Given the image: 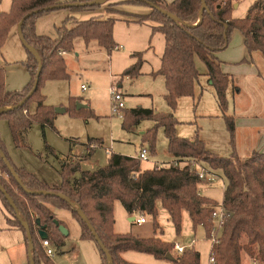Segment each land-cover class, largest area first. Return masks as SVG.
Returning a JSON list of instances; mask_svg holds the SVG:
<instances>
[{
	"label": "trees",
	"instance_id": "16d2710c",
	"mask_svg": "<svg viewBox=\"0 0 264 264\" xmlns=\"http://www.w3.org/2000/svg\"><path fill=\"white\" fill-rule=\"evenodd\" d=\"M77 1L93 4L68 9L95 10L105 6L106 13L112 16L86 20L69 16L57 27L55 37L37 32L38 19L53 11L51 7ZM239 1L205 0L207 7L202 12L201 0H12L10 11L0 13V50L10 31L18 27L21 21V31L28 45L25 63L31 79L23 88H7L6 70L0 63V109L8 108L0 114V119L8 120L17 146L24 145L23 136L34 123L41 124L44 131L47 128L56 130V107L46 103V96L40 88L47 80H64L69 77L64 53L73 51L76 38L81 37L86 42L96 40L101 47L111 52L117 47L114 40L115 16L129 15L123 8L127 5L149 7V13L136 15L137 21L155 22L156 25L152 26L153 34L160 32L165 38L161 66L153 74L165 78L167 91L164 97L170 111L158 112L141 106L125 107L122 111V126L125 130H131L143 120L153 121V126L142 135L143 141L150 145V154L155 153L157 134L163 128L168 139V149L179 160L176 165L147 169L137 157L111 153L108 163L94 170H84L80 163L64 162L60 171L62 180L60 184L54 185L44 182L26 168L16 166L7 155L0 136L1 148L25 187L31 191H25L0 157L1 171L6 172L25 194V199L18 197L7 180L0 176V183L15 207L0 190L2 206L7 213L8 225L23 230L28 247L30 242L23 221L29 223L35 264H57L44 252L42 238L38 233L40 228L47 232L48 238L59 248L64 246L69 237L59 229V225L67 226L55 216L57 208L70 211L81 225L82 238L95 241L101 254L100 264H138L123 257V253L128 250L152 254L158 259H169L174 264H201V253L196 248L175 255L172 243L158 235L141 238L130 232L116 233L114 229V203L119 200L129 213L152 216L155 231L160 228L157 222L159 204L168 211L177 233L182 228L183 213L187 212L194 228L203 226L209 238L214 226L213 212L218 204L201 193L200 187L207 180L199 177L197 170L191 166L192 160L206 162L211 168L221 170L228 181L222 203L229 218L219 242L211 249L216 264H244L243 254L264 264V152H254L250 157L242 158L233 151L230 156L224 157L209 151L199 136L194 139L185 138L176 132L179 123L175 117L178 100L183 96L195 95V85L202 75L197 68L198 56L207 66L209 81L214 87L234 145L235 118L227 114V89L233 79L222 70L217 54L229 46L236 29L244 35L245 45L250 52L260 51L264 54V0H255L244 17H234L233 9ZM150 3L171 15L153 8ZM71 23L73 26H69ZM133 56L136 61L124 71V76H139L142 73L143 53H134ZM40 66L42 70L38 77ZM37 78L39 82L35 92L25 100ZM33 101L36 109L31 112ZM74 102L72 98L71 103ZM69 111L72 115L81 114L72 106ZM96 141L103 143L102 139ZM47 147L54 152L50 145L47 144ZM41 191H54L65 197L46 195ZM79 210L86 214L105 248L109 250L111 262L81 218Z\"/></svg>",
	"mask_w": 264,
	"mask_h": 264
},
{
	"label": "rangeland",
	"instance_id": "374dc122",
	"mask_svg": "<svg viewBox=\"0 0 264 264\" xmlns=\"http://www.w3.org/2000/svg\"><path fill=\"white\" fill-rule=\"evenodd\" d=\"M10 1L3 0L2 5L4 8H8ZM254 1L241 0L240 6L233 9V16L244 17ZM148 8L144 5L125 6L124 10L128 11L129 15L118 16L114 26V40L117 47L111 52L101 47L96 40L86 42L81 37L75 39L73 51L66 56L69 77L64 80H47L42 83L40 88L41 92L47 96L46 103L48 105L55 107L63 105L68 109L66 112L57 115L55 119L56 130L47 128L44 131L41 124L34 123L23 136L24 145L17 146L8 120L6 118L0 119V136L5 151L16 166L26 168L44 182L60 184L62 178L57 170L61 171L64 162L65 164L69 162L80 163L82 169L94 170L105 166L111 153L137 157L136 155H138L141 148L146 147L151 150L150 145L143 141L142 135L143 132L153 126L154 122L143 120L131 130H125L122 126L123 109L113 112L110 92L111 87L121 89L120 91L125 94L124 100L127 108L141 106L153 108L158 112L170 111L164 97L167 91L165 78L163 75L153 74L161 66L165 38L160 32L153 34L152 27L148 23L138 22L136 15L133 13ZM68 14H70V9L61 8L41 16L38 19V21H41L38 29L40 34L55 37L57 27L62 24ZM69 26H73V24L71 23ZM16 29L17 27H14L10 31L3 49L4 57L8 62L5 83L9 90L21 89L31 79L25 63L28 57L27 50L16 34ZM235 32L242 34L240 30H234L231 40ZM136 52L143 53L142 73L139 76H124V71L135 62L136 58L133 54ZM257 53L259 57H262V59L256 61L261 81L238 76L231 83L236 87L237 85L242 87L241 96L236 97L240 103H244V99L253 97V92H255L254 82L264 85V54L258 51ZM196 62L202 75L195 85V95L183 96L178 100L175 117L179 123L176 132L179 136L185 138L194 139L199 136L209 151L228 157L233 153L235 147L236 131L233 145L226 120L217 102L214 87L209 84L207 66L198 56ZM83 84L87 87L86 90L82 89ZM262 89H264L263 86ZM256 92H260L263 96L259 86L256 87ZM72 98L75 99L74 103H71ZM232 99L230 93L228 95L227 114L233 115L235 118L232 112ZM78 101L80 103L87 101V107L78 108ZM71 106L81 114L72 115L69 111ZM35 109L36 103L33 101L30 105V111L34 112ZM98 139H102L103 143L97 142ZM47 144L53 148L54 152L47 147ZM92 145L95 147H91ZM76 147L77 150L85 151L87 149L88 153L95 149V154L84 162V166L81 161L86 158L84 157L85 152L81 155L71 154V149ZM155 150L154 154L149 155L147 161H142L144 168L148 169L169 164L176 165L179 161L168 149V139L163 128L158 131ZM243 153L247 158L251 156L248 151H243ZM70 154L72 156L69 157ZM199 162L213 173L218 170L211 168L206 162ZM219 171L220 175L216 176L215 181L210 182L207 180L204 183L205 185L212 183V187L207 188L206 194L217 204L223 202L224 186L227 184L223 172ZM0 176L7 180L18 197L25 199V194L16 187L9 175L1 169ZM114 212L115 217L118 218L117 229L120 228L121 218L125 223H128L123 204L119 200L114 203ZM6 214L1 205L0 196V264H28L29 255L26 250L25 234L23 230L9 227ZM145 217L150 224L147 228L151 227L153 229L154 218L150 215H145ZM157 222L163 229V232L158 230V236L170 243L176 241L177 238H181L183 244L187 247H190L195 239L196 243L193 244L195 246L193 248L201 253V264L210 263L211 240L208 239L203 226L194 228L188 213L182 217L180 233H177L168 211L161 204L158 205ZM79 235H77V230H73L61 248L56 246L51 239L55 245L56 253L49 258L57 264H100L101 254L95 241L82 238L81 233ZM44 252L46 254L45 249ZM125 253H128L127 258L135 255L134 259H128L133 263L174 264L169 259H158L148 253L134 250H128ZM174 254L179 255L175 251ZM242 257L244 264H254V259L250 256L243 254ZM259 264L262 263L259 262Z\"/></svg>",
	"mask_w": 264,
	"mask_h": 264
},
{
	"label": "crops",
	"instance_id": "0c3cea01",
	"mask_svg": "<svg viewBox=\"0 0 264 264\" xmlns=\"http://www.w3.org/2000/svg\"><path fill=\"white\" fill-rule=\"evenodd\" d=\"M167 1H171V0H167ZM2 4H3V0L0 3V13L1 12H8V11H10L12 0L10 1L8 8H6V7L4 8V6ZM127 6H133V5H127ZM239 6H240V1L235 4L234 8H238ZM123 8H125V7H123ZM150 10L151 9L148 8L147 10H141L140 12H133V13H134V15L146 14V13H149ZM69 16H75V18L77 20H86V19H90L92 17H101V18L105 19V18H108L109 16H112V15L107 16L106 8H105V6H102V7L95 9V10H79V11H71L70 10V14H68L66 16V18ZM118 16H120V15H116L115 17H117V19H118ZM40 22L41 21H37V32L39 34H40V32L38 29L41 25ZM144 23H148L151 27L153 25H156V23L152 22V21H147ZM16 34L21 39L19 32H18V27L16 29ZM21 42L23 43L22 39H21ZM23 45H24V43H23ZM25 48H26V46H25ZM3 49H4V47L0 50V63L5 67V70L7 71V69H8L7 63L8 62H7L6 58L4 57ZM31 51H33V50H31ZM258 52H260V51H258ZM136 53H138V52H136ZM64 55H65V59H66V56L68 55V53H64ZM217 56H218L219 60L221 61L222 70L225 73L229 74L233 80H234V78H237L239 76V77L251 78V79L261 81L260 75H259V69H258V65H257L256 61H258V59H260V58L262 59V57H259V54L257 53V51L250 52L248 50L247 46L245 45V38H244L243 34H239V33L235 32L233 35V39L229 43V46L226 49L218 52ZM66 63H67V59H66ZM120 82H121V80L119 81V84H120ZM232 83H233V81H232ZM209 84L212 85L210 81H209ZM254 84H255V86H254L255 92H253V97H249V99H244V103H240L236 99L237 96L238 97L241 96V93H242V87L241 86L237 85V87H236L234 84H232V85L230 84V86L227 89V97L231 93L232 98H233L232 99L233 100L232 112L235 115V119H236L235 120L236 143H235V147H234L233 151H235L242 158H247V157H245L243 151H245V152L248 151L251 153V155L254 152H264V89H262V86L264 87V85H262V83L260 84L258 82H254ZM83 86H85V85L84 84L82 85V89H84ZM258 86L260 87V91H261V93H263V96H261L260 92H256V87H258ZM86 89H87V87H86ZM86 89H84V90H86ZM122 93L125 96L123 91H122ZM78 103H80V102L78 101ZM83 103H84V105H87V101L81 102V104H83ZM125 105H126V103H125ZM56 107H60L63 109V111L57 113V115L67 111V108H65L63 105H59ZM144 133L145 132H143V134ZM83 152H85L84 157H86V158L83 161H81L82 165L84 164V162H86L88 159H90V157L92 155L95 154V149L89 153H88L87 149L85 151L80 150V149L77 150V147L74 149L73 148L71 149L72 155H76V154L81 155V154H84ZM71 154L69 155V157L72 156ZM57 172L60 174V171L57 170ZM219 173H220V171L217 170V171H215L214 174L219 176L220 175ZM60 176H61V174H60ZM227 183H228V181H227ZM57 184H59V183H56L54 185H57ZM210 187H212V183H209L205 186H201L200 187L201 193L203 195L209 197V195H207L206 193L208 190L207 188H210ZM225 188H226V186H224V190H225ZM1 205H2V202H1ZM123 208H124V212L126 214L128 223H125L121 218L120 228L117 229L116 225L118 222V218L115 217L114 228H115L116 232H118V233L126 232L127 233V231H128V232L133 233L135 236L141 237V238H148V237H152V236L157 235L158 231H155V228H153V229L151 227L147 228V226L150 225L148 223L147 219H146V222L142 223V224H139L136 222V218L139 217L140 215H144V214H140L137 212L129 213L125 209L124 206H123ZM185 214H187V212L183 213V215H185ZM55 216L60 221H62L63 223L66 224V226L68 227V230H69V234H71L73 230H75V231L77 230V235H79L80 233L82 234V229H80L81 228L80 224L72 216L70 211L65 210V209H56L55 210ZM10 228L15 229V227H10ZM16 229H19V228H16ZM158 230L163 232V229L161 227ZM195 243H196V240H195ZM25 244H26V250H27L28 255H29V247L27 246V243H25ZM192 247H195V246L193 245ZM62 249H64V248H62ZM211 249H212V247H211ZM127 254L128 253H125V252L123 253V257L126 260H128L129 258L134 259L135 255L134 256L131 255L129 258H127ZM28 264H30V261Z\"/></svg>",
	"mask_w": 264,
	"mask_h": 264
},
{
	"label": "built area",
	"instance_id": "2783aa9c",
	"mask_svg": "<svg viewBox=\"0 0 264 264\" xmlns=\"http://www.w3.org/2000/svg\"><path fill=\"white\" fill-rule=\"evenodd\" d=\"M83 88L86 89V86H83ZM110 92L112 96L111 99H112L113 112H117L119 109H124L126 105H125L123 93L116 87H111ZM91 147H95V146L92 145ZM149 155H150L149 149L146 147H143L138 153L137 158H139L142 161H147L149 159ZM190 162H191V166L197 170V173L200 178H204L210 182L215 181V178L217 175L211 172L205 166H203L199 161L192 160ZM213 217H214V226L212 228L211 235L209 237V240H211V243H212V247L219 242L221 232L225 227L227 219L229 218V214L227 213V210L225 206L223 205V203H220L216 206L213 212ZM136 222L139 224L145 223L146 222L145 215H140L139 217H137ZM194 243H195V240H193L190 247H187L183 244V241L181 238H177L176 241L172 243L173 250L177 254L180 255L184 253L187 249L191 248ZM42 245L46 251V254L49 257H53L55 255L56 248L51 239L49 238L42 239ZM209 264H216V260L212 254L210 256ZM254 264H259V261L254 260Z\"/></svg>",
	"mask_w": 264,
	"mask_h": 264
},
{
	"label": "water",
	"instance_id": "95a60500",
	"mask_svg": "<svg viewBox=\"0 0 264 264\" xmlns=\"http://www.w3.org/2000/svg\"><path fill=\"white\" fill-rule=\"evenodd\" d=\"M102 2L104 1H107V0H101ZM202 1V12L204 11V9L207 7L206 5V2L205 0H201ZM88 4H93V2H80V1H77V2H71V3H65V4H60V5H57V6H53L51 7L52 10H55V9H61V8H72V7H80V6H86ZM151 4V3H150ZM151 6L153 8H156L158 10H160L161 12H163L164 14H167V15H171L168 11L166 10H163L161 9L160 7H158L157 5H154V4H151ZM32 13L28 14L27 16L31 15ZM26 18V17H25ZM202 20V17L200 18V21ZM22 23L23 21H21L18 25V32H19V35L24 43V45L26 47H28L27 45V42L22 34V31H21V26H22ZM30 50H33L32 48H30ZM33 52H35L33 50ZM41 70H42V66L39 67V70H38V77L41 73ZM38 82H39V79L37 78L35 80V83H34V87L32 89V91L29 93V95L25 98V100H28L32 94L35 92L37 86H38ZM78 104V108H83V107H87V105H84V104H81V103H77ZM8 108H2L0 109V114L3 113L4 111H6ZM63 109L60 108V107H57L56 108V112L59 113V112H62ZM0 157L4 160V162L6 163V165L8 166L10 172L12 173V175L15 177V179L18 181V183L25 189V191L27 192H31L29 189H27L25 187V185L23 184V182L21 181V179L19 178L16 170L14 169V167L12 166L10 160L8 159L6 153L3 151V149L1 148L0 146ZM0 190L6 195V197L9 199L10 203L15 207L14 205V202L13 200L11 199V197L9 196V194L7 193L6 189L3 187V185L0 183ZM40 193H43V194H46V195H59V196H62V197H65L62 193H57V192H54V191H41ZM79 214L81 216V218L85 221V223L88 225V227L90 228V230L92 231L93 235L95 236L96 240L98 241L100 247L105 251V253L107 254V257L109 259V261L111 262V254L109 253V250L105 248L103 242L101 241L99 235L97 234L95 228L93 227V225L91 224V222L89 221L88 217L86 216V214L82 211V210H79ZM37 223L39 224L40 223V220L38 219L37 220ZM57 224H59L57 221H56ZM23 226L25 227L26 229V232H27V236H28V240L30 242V247H29V261H30V264H35V261L33 260L32 258V252H31V249H32V233H31V229H30V225L27 221H23ZM59 229L60 231L64 234V235H69V230L67 227H65L64 225H59ZM38 233L40 235V237L42 239H47L48 238V234L47 232L43 229V228H40L38 230ZM168 258H171V255H168Z\"/></svg>",
	"mask_w": 264,
	"mask_h": 264
}]
</instances>
